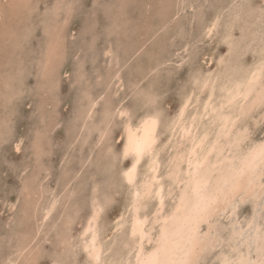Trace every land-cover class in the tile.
<instances>
[{"label": "rangeland", "instance_id": "rangeland-1", "mask_svg": "<svg viewBox=\"0 0 264 264\" xmlns=\"http://www.w3.org/2000/svg\"><path fill=\"white\" fill-rule=\"evenodd\" d=\"M261 8L264 0H0V264H93L84 228L96 208L104 247L98 264H132L134 185L147 175L150 155L139 163L134 184L126 181L133 157L123 156L124 130L129 122L157 116L155 153L169 211L179 193L173 185L174 196L167 195L171 159L177 146L188 144L173 124L187 97L192 105L186 118L201 114L207 76L216 82L211 103L218 112L222 107L236 116L255 104L236 117L233 132L246 138L235 157L263 142L264 98L258 105L254 93L242 104L221 103L226 87L264 60ZM262 82L264 87V77ZM209 113L198 130L210 129L212 142L219 122ZM240 196L237 206L234 199L201 224L202 238L211 235L205 234L209 244L198 264H219L223 254H233L236 220L244 224L254 212L264 217V195L256 201ZM155 198L141 201L147 228Z\"/></svg>", "mask_w": 264, "mask_h": 264}, {"label": "bare ground", "instance_id": "bare-ground-1", "mask_svg": "<svg viewBox=\"0 0 264 264\" xmlns=\"http://www.w3.org/2000/svg\"><path fill=\"white\" fill-rule=\"evenodd\" d=\"M207 26H206V28H207ZM233 29H235V28H233ZM53 31H55V30H53ZM231 31H230V33H231ZM49 33H51V32H49ZM208 35H209V33H208ZM45 39L47 40V38H45ZM56 40H58V39H56ZM98 40H99V38H98ZM60 44L61 43H59V45ZM231 46H230V49H231ZM22 47L23 46H21V48ZM231 53H233V52H231ZM23 54H24V52H23ZM45 54H46V52H45ZM222 62H221V64H222ZM229 62H231V61H229ZM8 65H10V64H8ZM18 65H20V63H18ZM18 65H17V67H19ZM261 65H264V60H263V62H261L260 65H257V67H255L251 72H248L249 74L246 75L245 77H243L241 81H237L233 85L226 87L225 96H224V98H221L222 100L224 99V101H221V103L223 105H225V107L227 106V108H228V105H226V104H232V103H235L238 100H241L240 101V104L245 103L253 95V93L255 94V97L252 98V99H253V101L255 103L260 102L261 100H263V98H264V87L262 85L263 84L262 79L264 77V74H262L261 71H260ZM210 76H207L206 78H203L204 80L202 82L200 80H198V81L201 82V90H200L201 92H202L203 89H205L207 87H209V89H210V91L208 93L209 95H207L208 97H207V101L205 103V106H203L204 108H202L203 109L202 111L200 110L201 114L198 115V113H196V112L199 111V110H195L196 112L195 111L194 112L196 114H194V112H193L194 115L192 117H190L189 119L186 118V115L189 114L187 112L188 111V108L190 107V105H192L191 104L190 97L189 98L187 97V100L184 102V104H182L183 106L180 107L181 110L179 109L180 110V113L178 112V114H179L178 115V118L176 119V121H174L172 130L176 131L177 132V135L179 134L182 139H186V142L188 144H186V145L184 144L185 145L184 148L181 147L182 145L181 146H177V148H176L177 150L175 151V153H174V155H173V157L171 159V163L170 164H172V167H171V170H169L170 171L169 172V177L171 178L172 184H170L171 186H169V191L167 192V195H171L172 194V191H173V196H174V190L173 189H175V188H172V186L175 185V186H178V188H179V193H178L177 198H176V200L174 202L175 204L168 211V212H172V211H175V207L174 206L179 205V198H180V195L182 194V190L184 188V183L182 181L187 180V178H188L187 177V172H188V163H187V160H188L189 156H191V158L194 161H195V159L197 157H200L201 160H203L205 157H207V160L209 162V165H208V167L206 169V174H207V176L209 178V184H210L211 190L213 192H215L216 193V196H217V201L215 203V206L213 207L212 212L209 215L204 216L203 218H201V216L198 215L197 213H195L191 208H189L187 211H185L184 209H181L180 214L177 216V218L175 220H173V221H169V223L167 225L169 231L172 233V238H173V241H174L173 247H176L178 249V258H183L185 255H187L188 258H190L192 260H195L197 262L199 260L198 258L201 255V253H203L202 250H205L207 248L206 246L209 244L208 239L205 240V238H206L205 234L207 235V237L209 235H211V233L209 235L207 233H205V234L203 233V236L205 238H202V235L199 234L201 224H203V222L208 221L209 219H211V217H213V214L215 213V211L217 209L221 208L223 205L225 207H228L229 208V203H232L233 202L232 200H234V199H236V206H237V203H238L237 198L240 195H243L245 197L255 198V201L261 195H264L263 194L264 188L261 187L260 181L258 182V179H259V176L258 175L255 178V180L253 181L251 179L250 175L247 174V173L242 174V175H239V176H234L233 175V172H232V166H233V164H239L241 158L244 155H246L249 150L255 149L260 144L264 143V141L261 142V143H258V144L256 143L255 145L251 146L247 151L245 150V153H242L240 151L242 153V155L240 154V156H239V154H238V157H235V153H236L235 150L237 151V149L241 145L240 143H241L242 139L245 136V134H243L241 132H238V131H237V133H234L233 132L234 131V127L236 125V122L238 121L237 120L238 118L236 119V117L239 114H241V115L244 114L243 116L245 117V115H247L246 113L248 112L247 110H249L248 108H251L254 103L251 100V102L249 104H251V103H253V104H251V106L246 105L248 108L247 109H242L239 112V114H237L236 116H234L233 114H227L229 112L223 113L224 108L222 109V107H221V110L218 112L217 111L218 110L217 109L218 107L215 108L214 106H216V105H212V103H211V99H213L212 96L214 94L215 83L216 82L214 83L212 81L213 79L211 80V77ZM190 86H192V85H190ZM195 86H196V84H195ZM195 86H194V88H195ZM196 89H198V88H196ZM5 91H7V90H5ZM200 91H196V92H200ZM191 97H193V96H191ZM95 103H96L95 100L92 99L91 106H93ZM247 104H248V102H247ZM257 105H258V103H257ZM50 106H52V105H50ZM241 107L239 109H241ZM186 112H187V114H186ZM209 112L217 114L216 116H217V120L219 122V126H218L219 127V130H218L217 136L215 137V139L212 142H210V140H209V131L208 130H210V129L204 128L201 131L198 130V127H199L198 125H199V123H201V122H199L200 119H201V117L203 115L210 114ZM123 113H124V111H121L120 112V114H123ZM241 115H239V116H241ZM248 116H249V114H248ZM215 119H216V117H215ZM205 120H206V118H205ZM246 120H248V119H246ZM158 121L159 120H158L157 116H155V115H148V116H146V117H144L142 119H139V121L136 122V123H130L129 122L127 125L125 124L126 125V128L124 130V138H123V142H122V144H123V156H125V157L126 156H130V157L132 156L133 157L131 163L126 167V170L124 171L125 172V179H126V181H128V177H127L126 173L129 171V169H132L133 168V165L134 164H135V169H134V172H133V177H134V182L136 181L135 179H136L137 174H138V166H139V163L141 162V160L143 159L144 156L150 155L149 165L147 166L148 167L147 175L144 177V179L141 182V184H138L136 186L134 185L135 188L133 187L134 188V196H133V202H132L133 214L131 216V221H130V234H131L132 237L135 238L133 250L138 248L137 238H136V236L133 235V228L134 227H136L137 229H139V228L146 229L147 230L146 231V235L148 237H153L154 235H152V231L155 230L154 229L155 226H158V225H155L152 222V224L150 223L151 226L149 228H147L146 225L148 223V219L144 215H142L140 213L142 199H144L147 196H150V195L147 194L146 185H149L150 184L152 186L153 191H152V194L151 195H154L158 199V206H159L160 196L157 195V193H160L164 197V200H165V195H166V191H165L166 188L164 186V182L162 183V179L160 180V178H159V170H160V166H161V160L159 158V153H157V152L155 153V149H156L155 145H156V142H157V139H158V135H157V127H158V123H159ZM238 123H240V122H238ZM245 124H247V123H245ZM205 127H207V126H205ZM241 127H242V124H241ZM170 132L172 133L173 131H170ZM130 135L132 136V138H133L134 141H137L138 140L140 142L150 143V145H151L150 150L146 154H144L142 156H139V157H137L135 155V153H133L131 151H129L128 154L125 155V149H126V146L129 144V136ZM247 135H249V134H247ZM221 139H225L224 140L225 142L223 144L221 143V142H223V141H221ZM176 142H178V141H176ZM243 142H245V141H243ZM224 152H225V155H223ZM137 159L139 160L138 163H137ZM23 180H25V179H23ZM134 182L131 183V184H134ZM152 199H153V197H152ZM261 202H263V201H261ZM96 205H95V207H96ZM164 205H165V203H164ZM226 205H228V206H226ZM128 206H130V205H128ZM235 209H236V207H235ZM218 212H220V210ZM254 213L255 214L252 215L249 219L245 220V223L244 224H242L240 221L236 220V229L234 228L235 230H232L234 232L230 235V237H231L230 239L231 240L229 239L230 242H233V243H230V244H234L235 241H236V246H233V248L231 249V252L233 250V254L231 252H230L231 254H227V253L225 255L223 254V256H221V259H220V263L219 264H225L226 261L231 262V264H257L258 261L264 260V250H262L261 243H260L261 237H262V235H264V227L262 226V222H261L262 218H263L262 221L264 222V217H262L261 215H257L258 213H256V212H254ZM98 216H99V211L96 208V209H94V211H93V213H92V215H91V217H90V219H89V221H88V223L86 225V228H84L85 229L84 234H86V236H87L86 237V242H85V249L87 250L89 259H91V261L93 262V264H96V263L98 264L99 263V260H101V256H102V253H103V250H104L103 245L101 244V242L98 239L99 238V232H98V228H97V226H98V223H97L98 222ZM126 217H127V215H126ZM150 220H151V218H150ZM158 227H160V225ZM211 230H213V229H211ZM211 230H210V232H211ZM216 237L217 236H215V238ZM146 242H148L147 239H145L144 245L146 244ZM127 246H129V245H127ZM24 248H27V247H24ZM145 248H146V245H145ZM88 249H92L91 253L88 251ZM148 250H151V247ZM229 251H230V249H229ZM229 251H228V253H229ZM107 252H109V251H107ZM205 254H207V253H205ZM95 257H99V260L97 261L95 259ZM105 257L107 258V255ZM127 261L129 262V260H127ZM132 261H133L132 264H135V256H133V260ZM100 264H102V263H100Z\"/></svg>", "mask_w": 264, "mask_h": 264}, {"label": "snow or ice", "instance_id": "snow-or-ice-1", "mask_svg": "<svg viewBox=\"0 0 264 264\" xmlns=\"http://www.w3.org/2000/svg\"><path fill=\"white\" fill-rule=\"evenodd\" d=\"M261 13L264 15V8H261ZM52 55H56V50H53ZM260 71L264 74V65H261ZM151 148L150 143L134 141L132 136H129V144L126 146L125 155L129 151L135 153L137 157L146 154ZM19 145L17 151H20ZM139 160L137 159V163ZM187 180L182 181L184 188L179 198V205L174 206L175 211L168 212L165 209L164 197L160 196L159 206L156 208L153 215V223L160 225L155 229L156 235L148 237L146 229L136 227L133 228V235L136 236L138 241V248L133 250L135 256V264H198L197 261L192 260L185 255L183 258H178V249L173 247L172 233L169 231L167 225L169 221H173L180 214L181 209L187 211L191 208L195 213L203 218L209 215L217 201L216 193L211 190L209 178L206 174V169L209 165L207 157L203 160L197 157L195 161L189 156L188 160ZM135 164L132 169L126 173L128 182L133 183V172ZM232 172L234 176L242 174H249L254 181L257 175L259 176L261 187L264 188V143L260 144L257 148L251 149L244 155L239 164H233ZM147 194H152V186L146 185ZM91 223V222H90ZM148 240L151 245V250L145 248L144 241ZM261 248L264 250V235L261 237ZM91 253L92 249H88ZM98 261L99 257H95ZM119 264H124L123 261ZM131 264V261L128 262ZM225 264H231L226 261ZM257 264H264V260L258 261Z\"/></svg>", "mask_w": 264, "mask_h": 264}]
</instances>
